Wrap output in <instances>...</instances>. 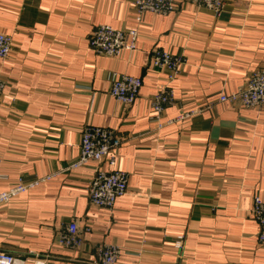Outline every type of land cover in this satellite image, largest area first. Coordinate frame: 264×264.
I'll return each mask as SVG.
<instances>
[{
    "label": "crops",
    "instance_id": "0c3cea01",
    "mask_svg": "<svg viewBox=\"0 0 264 264\" xmlns=\"http://www.w3.org/2000/svg\"><path fill=\"white\" fill-rule=\"evenodd\" d=\"M135 3L0 0V32L13 38L0 58V193L53 175L0 206V249L48 264H93L103 243L121 248L116 264H264L250 214L254 197L264 200V106L219 99L264 69V0H226L220 16L180 0L141 21ZM101 24L137 29V49L94 51ZM157 48L186 60L158 121L151 98L167 75L152 65ZM113 73L143 79L130 107L110 94ZM87 125L124 138L117 166L129 188L111 210L90 201L95 162L64 170ZM73 221L84 238L76 250L58 244Z\"/></svg>",
    "mask_w": 264,
    "mask_h": 264
},
{
    "label": "built area",
    "instance_id": "2783aa9c",
    "mask_svg": "<svg viewBox=\"0 0 264 264\" xmlns=\"http://www.w3.org/2000/svg\"><path fill=\"white\" fill-rule=\"evenodd\" d=\"M180 0H136L137 19L142 20L145 13L151 12L166 15L179 7ZM198 6L211 10L220 16L225 9L226 0H186ZM140 33L137 29H118L111 25L101 24L92 31L89 42L94 51L109 57H119L124 51L137 49ZM12 36L0 32V58L6 59L12 50ZM153 67L166 72L167 82L162 85L151 98V108L154 118L158 121L166 107L176 102L173 82L179 76L186 60L181 55H175L167 50L155 49L152 54ZM143 79L128 74L111 75L110 94L125 107H130L139 97ZM6 89V82L0 79V100ZM221 102H230L246 108L264 106V69L250 74L245 85L232 93L220 95ZM183 117V116H182ZM163 124H159L161 127ZM124 138L113 128L87 125L82 130L80 154L64 170H72L96 163V173L91 181L89 198L92 205L113 209L118 198L128 192L127 174L118 168V151ZM2 160L0 159V165ZM107 164L108 169L103 165ZM53 175L32 182L20 180L10 189L0 193V206L8 203L13 197L28 191L30 188L49 180ZM259 226L258 241L264 245V200L260 196L253 199L250 212ZM58 244L73 250L84 244L82 231L76 221L70 222L58 238ZM93 264H116L121 256V248L115 244H98L94 248ZM0 264H48L45 257L21 258L0 249Z\"/></svg>",
    "mask_w": 264,
    "mask_h": 264
},
{
    "label": "trees",
    "instance_id": "16d2710c",
    "mask_svg": "<svg viewBox=\"0 0 264 264\" xmlns=\"http://www.w3.org/2000/svg\"><path fill=\"white\" fill-rule=\"evenodd\" d=\"M97 207V206H96Z\"/></svg>",
    "mask_w": 264,
    "mask_h": 264
}]
</instances>
